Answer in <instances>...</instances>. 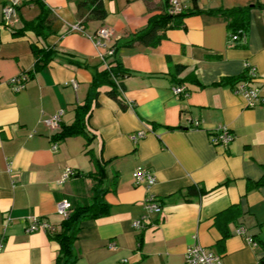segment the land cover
Masks as SVG:
<instances>
[{
  "label": "crops",
  "instance_id": "crops-1",
  "mask_svg": "<svg viewBox=\"0 0 264 264\" xmlns=\"http://www.w3.org/2000/svg\"><path fill=\"white\" fill-rule=\"evenodd\" d=\"M79 1L42 0L53 30L42 39L23 31L42 12L38 0H20L8 24L3 10L11 0H0V264H56L59 243L50 231L28 233L29 217L59 230L65 219L57 212L59 201L87 205L98 193L109 212L83 221L73 264H186V249L195 243L222 254L225 264H261L264 103L248 107L232 88L250 63L264 95V0H196L202 13L164 29L156 46L123 42L163 12V0H104L106 18L82 29ZM177 1L180 11L195 6L194 0ZM244 6L251 7L249 26L234 40L227 19L214 11ZM102 28L111 35L99 48L93 36ZM42 48L59 54L29 74L35 50ZM114 48L130 73L118 81L122 102L104 86L86 133L55 141L64 125L75 122L92 67L107 66L112 58L103 53ZM23 74L25 87L13 90L9 80ZM181 84L188 97L174 93ZM59 111L58 125L47 124ZM220 125L235 136L228 145L211 141ZM94 160H100L99 172ZM67 167L76 174L61 181ZM139 168L153 173L155 183L138 182ZM150 195L160 212L145 209ZM233 205L239 216H219ZM137 219H143L142 230L133 226Z\"/></svg>",
  "mask_w": 264,
  "mask_h": 264
},
{
  "label": "trees",
  "instance_id": "trees-1",
  "mask_svg": "<svg viewBox=\"0 0 264 264\" xmlns=\"http://www.w3.org/2000/svg\"><path fill=\"white\" fill-rule=\"evenodd\" d=\"M38 1L43 7L42 12L35 20L27 22L23 31L32 30L38 37L46 39L53 33L50 11L45 8L42 0ZM194 1L195 6L193 9L170 13V0H163V12L153 15L150 18L148 25L132 34L123 42V45L133 46L135 43H142L148 46H156L163 38L162 31L164 29L172 26L174 23L179 24L182 19L188 15L202 13V10H200L196 4V0ZM250 9V6H244L231 9H221L214 12L223 15L228 21L230 33L236 34L248 29ZM78 16L81 20L80 25H84L90 20H104L107 16L104 0H80L78 2ZM113 50L114 52L112 55L105 57L107 60L112 58L107 66L92 67L94 71L93 81L88 91L87 98L84 104L77 107L75 122L72 125H64L61 131L54 136L53 139L55 141L63 140L69 136L86 133L87 119L91 115L93 108L99 104L98 97L104 86L111 88L108 91L111 97L122 102V91L124 86L123 84L118 83V81L122 82V80L130 73L127 71L123 62L119 59L117 48H114ZM35 52L38 59L35 68L29 74H34L36 71L45 68L59 54L56 49L52 48L36 49ZM69 60L71 63L91 67L87 63H82L74 58H69ZM94 162L99 172V168H101L100 160H94ZM260 184H264V178L260 181ZM191 190L193 192L197 191L195 188ZM94 200V202L87 205L73 206L70 215L62 221L61 228L55 233H52V238L60 245L56 264H73V262L76 261L77 254L75 252V243L85 219L98 218L108 214L110 206L100 193L95 196ZM231 211L236 214V217L240 214L239 208L237 207V209H235L233 205L230 209L221 212L219 216L230 219L228 213ZM224 236H228V231H224ZM261 264H264V258L261 260Z\"/></svg>",
  "mask_w": 264,
  "mask_h": 264
},
{
  "label": "built area",
  "instance_id": "built-area-1",
  "mask_svg": "<svg viewBox=\"0 0 264 264\" xmlns=\"http://www.w3.org/2000/svg\"><path fill=\"white\" fill-rule=\"evenodd\" d=\"M19 2L20 0H11V2L7 6H5L3 10V19L7 24L10 23L13 17L17 15V6L19 5ZM170 6V13H177L180 11L179 3L177 0H170ZM78 28L82 29V26L79 25ZM240 34H243V32L240 31L236 34H232V39H238L240 37ZM110 35V29L102 28L98 30L96 35L93 36V40L97 47L103 48L106 45L105 41L110 37ZM113 52V49H109L108 55H112ZM103 55L107 56V54L105 53H103ZM246 68L247 71L245 74V78L237 82L232 90L236 95L241 96L244 99L248 107H255L264 103V95L262 93L261 87L257 84L260 75L255 65L247 63ZM26 80L27 76L23 74L12 77L9 80V83L11 84L13 90L20 91L25 87ZM173 91L177 95L181 94L184 97L189 96V90L182 84L173 87ZM61 114L62 111L57 112L52 117L46 119V123L51 126H57L61 119ZM195 124L198 125V123ZM143 135L144 132H141L136 137ZM234 138L235 136L232 130L227 125L218 126L211 135V141L217 145H228L234 140ZM56 148L57 143L53 145V149ZM75 174V169L67 167L62 175L61 181H65ZM134 175L138 182L147 181L148 186H151L156 181V176L143 168L137 169ZM72 208V203L67 199L61 200L57 204V212L65 218L70 215ZM145 209L148 212H160L162 210V207L157 201L156 197L150 195L145 200ZM142 220L143 219H137L133 221V226L137 230L143 229L144 223ZM38 230L50 231L51 233H55L56 231H58V229L46 219H42L38 216L29 217L26 231L28 233H32ZM250 240L252 241V239ZM3 247L4 242L0 241V250H2ZM185 260L186 264H225L222 254L212 251L199 243H195L187 247L185 252Z\"/></svg>",
  "mask_w": 264,
  "mask_h": 264
}]
</instances>
